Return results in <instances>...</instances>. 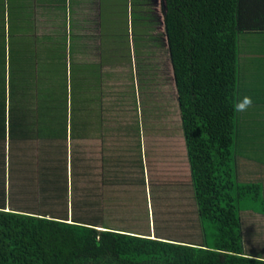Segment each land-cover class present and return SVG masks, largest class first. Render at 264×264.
Returning a JSON list of instances; mask_svg holds the SVG:
<instances>
[{
    "label": "trees",
    "instance_id": "trees-1",
    "mask_svg": "<svg viewBox=\"0 0 264 264\" xmlns=\"http://www.w3.org/2000/svg\"><path fill=\"white\" fill-rule=\"evenodd\" d=\"M47 2V13H56L65 0ZM139 2L134 5L141 10ZM135 7L126 26L132 42L135 34L147 35L143 18L136 22ZM161 10L195 207L190 227L175 234L155 225L150 236L114 225L108 217L104 202L109 198L102 190L111 193L121 185L142 190L131 207L148 215L149 180L134 116L123 136L135 137L132 149H126L135 159L115 153L116 147L103 149L99 173L83 172L87 187L77 195L84 160L68 142L98 136L109 146L108 136L118 131L104 121L102 101L95 113L100 98L88 91L96 77L100 83L101 67L110 64L102 53L110 43L106 35L115 39L112 26L100 17V59L77 63V36L69 24L63 28L64 19L47 16L53 29L43 34L45 19L31 20L23 34L18 23L23 15L0 12V264H264L263 240L250 241L248 249L244 244V234L261 233L246 222L264 216V169L245 154L253 141L248 111L234 109L249 77L245 64L256 70L264 64L260 54L250 55L259 56L256 62L241 60L245 35L264 33V0H162ZM112 136L114 142L122 138ZM96 161L92 157L90 169ZM253 167L255 181L250 180ZM17 172L25 191L35 175L34 209L9 206L6 189L16 188ZM112 192L119 200L121 193ZM244 210L251 213L243 215Z\"/></svg>",
    "mask_w": 264,
    "mask_h": 264
},
{
    "label": "rangeland",
    "instance_id": "rangeland-1",
    "mask_svg": "<svg viewBox=\"0 0 264 264\" xmlns=\"http://www.w3.org/2000/svg\"><path fill=\"white\" fill-rule=\"evenodd\" d=\"M6 1L0 0V12L2 13L4 10H8L4 5ZM139 1L143 2L141 10L135 7V0H69L70 9L75 13H64L61 7L56 13L53 11L46 13L50 18L64 19L63 28H67L69 24L70 32H74L77 36L75 41L77 45L82 46V43L88 44L90 42L89 48L80 47V54H78V50L75 51L74 59L77 63L94 60L95 57L97 59V56L92 52V48L98 44L95 24L98 17L97 10L101 12L102 8H106L105 13L100 14L99 17L112 26L111 34L115 35V39L113 37L110 39L106 35L110 43H107L105 48H109L110 51L105 52L104 56L110 58L111 61L109 66L101 67L100 83H97L100 76L96 77L94 83L90 85L93 88L88 89V91L100 98L95 113L102 101L104 121H107V125L118 130L111 133L108 138L111 135L119 134L122 135V138L115 142L113 136L107 138V141L112 142L109 146H104L98 136L76 142L70 141L68 142V149L76 147L78 156L84 160L82 167H79L80 183L77 185V195L80 196V193L85 191L82 189L87 187L83 180V172H90L91 176L99 173L101 163L99 158L103 149L111 151L116 147L115 153L125 152L126 158L135 159L126 150L128 146L130 150L132 149L133 138L135 139V137L126 135V139L123 134L130 128L129 123L133 116L138 118L141 127L139 140L145 162V174L149 180V188L148 185L146 188L148 215H142L139 209L131 207L135 203L134 200L139 198L140 194L143 195L142 190L131 185H121L114 190L109 187L111 193L106 188L102 190V193L109 198V201L104 202L109 211L108 217L110 216L114 225L126 224L125 226L130 227L127 229L139 233H149L150 236L154 233L155 225L158 226V231L165 232L169 229L175 234H182L190 227L188 219L194 218L195 207L189 190L184 142L178 128L176 93L162 23V0ZM140 2L138 4H141ZM134 7L137 13L136 22H140L139 20L143 18L144 26L142 28L147 30V35L135 34L134 42H132L131 39H127L126 26L127 21H130L131 9L133 11ZM49 17L43 22L42 34L53 29L52 20ZM152 26L156 27L154 31L151 30ZM136 27L141 29L138 24ZM155 33L156 38L152 39V34ZM130 34V37H133V29H131ZM245 36L241 41V60L246 61V56L254 59L250 56L252 54L264 55V33H248ZM245 50L247 55L242 53ZM88 54L90 55L87 56ZM104 61L108 62L105 59ZM132 61L135 62L131 64ZM245 66L248 67L249 77L245 76L244 78L246 84L245 86L241 85L240 96L244 98L251 94L252 104L247 111L250 123L249 131L253 139L250 143L251 149H247L245 154L253 159L251 163L254 167L261 165L264 169V64L261 66V70H256L254 65L245 64ZM135 124H137L136 119ZM246 144L243 142V145ZM92 157L97 160L96 168L90 169ZM34 176L31 174L30 178L27 179L26 184L28 186L26 185L25 191V186H22L23 183H18V180L22 181V179L19 173H16L14 182L16 188L6 189L10 207L15 206L25 210L35 208L34 185L31 184ZM251 177L253 178L250 180L253 181L257 178L255 168L254 175ZM112 191L121 193L119 200L113 199L118 195ZM100 192L101 190H99ZM140 198L142 199V197ZM94 199L96 198L94 197ZM241 212L243 215L251 213L245 210ZM255 215H259L256 216L259 217L258 221L254 219V221L245 222L255 231L261 233L252 234L251 237L248 235L246 237L244 234L246 249L250 247V241H252V245L260 244L262 240L264 242V216Z\"/></svg>",
    "mask_w": 264,
    "mask_h": 264
},
{
    "label": "crops",
    "instance_id": "crops-1",
    "mask_svg": "<svg viewBox=\"0 0 264 264\" xmlns=\"http://www.w3.org/2000/svg\"><path fill=\"white\" fill-rule=\"evenodd\" d=\"M70 4L71 3H69V0H65L64 3H59V6L61 7V9L63 10L64 13L67 12V14H68V12H69L70 14H73L75 12H72V10L70 9ZM4 5H5V7L8 8L7 11L4 10V13H7L8 15H9V13H11L12 15H16V14L23 15L24 19L18 21V23L21 24V26L23 27V34H25V32H26L25 29L30 28V27L26 26V22L30 24V22L32 20L34 23L40 24L43 21V19H46V17H47L46 13L49 10V6H50L49 2H47V0H7L6 4H4ZM68 5H69V7H68ZM2 6H3V4H2ZM5 7H3V8H5ZM97 12H98V17L96 18L97 22H95V24H96V32L99 33L101 21H100V17H99L100 12L98 10H97ZM39 13H41V14H39ZM25 15H29V16H27V19H29V17H31V18L29 20H26ZM7 21L8 20L6 18V28H7ZM41 25H42V27H44L43 24H41ZM28 32H30V31L28 30ZM18 35H20V32L18 33ZM99 44H100V41L98 40V44L92 48V52L97 56V59H100L99 58L100 51L96 50V47ZM80 47L89 48L90 42L88 44L82 43V46L76 44L78 54H80L79 53ZM103 51L104 52L102 53V58H106L104 56V53L109 52V50H106V48H104ZM89 55L90 54H88L87 56H89ZM258 57H254V59H251L250 61H255V62L258 61ZM97 59L95 57L94 60L96 61ZM260 60L262 62H264V56H262ZM134 62L135 61H132L131 64H133ZM105 66H106V64H104V67Z\"/></svg>",
    "mask_w": 264,
    "mask_h": 264
},
{
    "label": "clouds",
    "instance_id": "clouds-1",
    "mask_svg": "<svg viewBox=\"0 0 264 264\" xmlns=\"http://www.w3.org/2000/svg\"><path fill=\"white\" fill-rule=\"evenodd\" d=\"M251 104H252V100H251V97H247L245 96L242 101H239L237 102L235 105H234V109L235 111L237 112H243V111H246L249 107H251Z\"/></svg>",
    "mask_w": 264,
    "mask_h": 264
}]
</instances>
